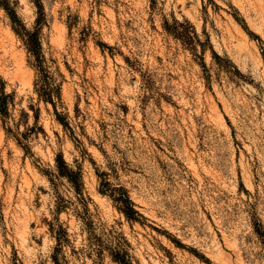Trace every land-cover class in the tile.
I'll return each mask as SVG.
<instances>
[{
  "label": "rangeland",
  "instance_id": "rangeland-1",
  "mask_svg": "<svg viewBox=\"0 0 264 264\" xmlns=\"http://www.w3.org/2000/svg\"><path fill=\"white\" fill-rule=\"evenodd\" d=\"M0 264H264V0H0Z\"/></svg>",
  "mask_w": 264,
  "mask_h": 264
},
{
  "label": "trees",
  "instance_id": "trees-1",
  "mask_svg": "<svg viewBox=\"0 0 264 264\" xmlns=\"http://www.w3.org/2000/svg\"><path fill=\"white\" fill-rule=\"evenodd\" d=\"M4 4V3H3ZM5 9L11 16V18H15V14L11 13L9 9L5 5ZM24 35V34H23ZM190 37V36H189ZM25 44L29 51L39 60L40 56V41L36 34L26 33ZM52 93L48 94L47 100L52 102ZM58 120L66 126V123L57 115ZM57 167L61 174L67 176L70 180L75 182V178L71 173H68L64 170L66 168V164L61 155L57 157ZM65 172V173H64ZM110 196H112L113 200H115L119 204V210L126 216L129 220H136L139 215L138 211L135 209L133 201L130 199L126 190L122 186L115 187L111 190Z\"/></svg>",
  "mask_w": 264,
  "mask_h": 264
}]
</instances>
